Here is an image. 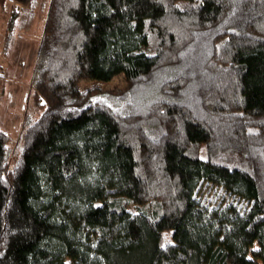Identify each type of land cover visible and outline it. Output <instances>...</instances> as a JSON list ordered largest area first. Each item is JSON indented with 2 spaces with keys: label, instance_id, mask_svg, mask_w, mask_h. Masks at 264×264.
I'll use <instances>...</instances> for the list:
<instances>
[{
  "label": "trees",
  "instance_id": "trees-1",
  "mask_svg": "<svg viewBox=\"0 0 264 264\" xmlns=\"http://www.w3.org/2000/svg\"><path fill=\"white\" fill-rule=\"evenodd\" d=\"M0 10L2 55L38 39L15 146L0 125V264H264V0Z\"/></svg>",
  "mask_w": 264,
  "mask_h": 264
},
{
  "label": "rangeland",
  "instance_id": "rangeland-1",
  "mask_svg": "<svg viewBox=\"0 0 264 264\" xmlns=\"http://www.w3.org/2000/svg\"><path fill=\"white\" fill-rule=\"evenodd\" d=\"M0 10V32L3 28L4 16ZM40 17L34 21H26L25 27L38 31ZM22 30H17L15 38L8 47L7 55L0 53V80H4L3 90L0 91V125L12 136L13 146L17 143L18 132L23 124V116L26 109H29L32 102L29 98L30 88L28 78L31 75L32 62L37 47V37L35 35L26 36L20 34ZM0 41V45H1ZM2 45L0 47L1 52ZM125 81L122 74L114 76L112 79L104 81L99 79L83 80L80 83L81 89L90 86L102 88L122 87ZM16 148L13 150V157ZM133 209V207H130Z\"/></svg>",
  "mask_w": 264,
  "mask_h": 264
}]
</instances>
